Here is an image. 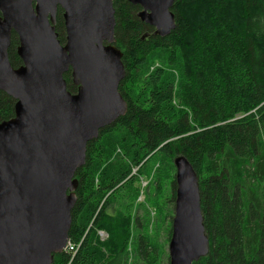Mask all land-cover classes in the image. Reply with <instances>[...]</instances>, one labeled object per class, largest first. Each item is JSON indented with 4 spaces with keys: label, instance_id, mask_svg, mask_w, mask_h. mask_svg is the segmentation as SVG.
Instances as JSON below:
<instances>
[{
    "label": "trees",
    "instance_id": "obj_1",
    "mask_svg": "<svg viewBox=\"0 0 264 264\" xmlns=\"http://www.w3.org/2000/svg\"><path fill=\"white\" fill-rule=\"evenodd\" d=\"M112 3L126 68L119 91L128 108L87 142L69 230L71 241L82 240L70 262L62 252L52 264H123L138 179L158 163L146 185L157 206L178 154L197 172L209 238L207 254L192 264H264V0H174L176 25L165 36L139 19V5ZM62 12L58 7L56 31L63 43ZM17 45L12 33L14 67L21 64ZM63 76L75 92L70 70ZM14 103L0 90V121L14 115ZM169 185L173 201V177ZM140 206L146 227L147 206ZM145 234L137 251L149 261L157 248Z\"/></svg>",
    "mask_w": 264,
    "mask_h": 264
},
{
    "label": "water",
    "instance_id": "obj_2",
    "mask_svg": "<svg viewBox=\"0 0 264 264\" xmlns=\"http://www.w3.org/2000/svg\"><path fill=\"white\" fill-rule=\"evenodd\" d=\"M128 1L139 5L137 16L154 35L175 28L174 0ZM112 2L0 0V90L15 99L14 115L0 121V264H52L64 252L77 200L75 173L85 164L87 142L127 111ZM12 33L21 59L16 67L8 56ZM68 70L75 92L67 89ZM173 163L169 264H192L209 248L198 175L182 154Z\"/></svg>",
    "mask_w": 264,
    "mask_h": 264
},
{
    "label": "rangeland",
    "instance_id": "obj_3",
    "mask_svg": "<svg viewBox=\"0 0 264 264\" xmlns=\"http://www.w3.org/2000/svg\"><path fill=\"white\" fill-rule=\"evenodd\" d=\"M174 164V163H173ZM158 166V163L151 169V174L147 176L143 174V176L138 179V186L140 187V192L135 201L132 200V203L129 207V216L130 220V239L127 243L124 252V261L123 264H169V256H168V243L171 236V222L174 213V200L170 201V185L169 180L171 177L175 179V166L174 168H170L169 177L163 184L162 187V195L164 196V200L161 199L156 200L157 206L155 204L152 205L151 201L153 199L148 200V195L155 194V190H148L146 194V185L153 178V174L155 173V168ZM136 168H133L132 172H135ZM150 178V180H149ZM129 198L126 197L124 202L127 203ZM138 202H143L141 204L146 203L147 206V225L142 226L139 223L140 215L144 213V209L141 204ZM155 205V206H154ZM100 230V229H99ZM146 233L150 237V241L154 247L157 248L155 253H152L149 257L150 260H146L145 256L138 253V237L142 234ZM108 233L104 230L102 231V240L106 239ZM100 238V237H99ZM101 239V238H100ZM148 247V246H147ZM150 247V246H149ZM151 250V247H150Z\"/></svg>",
    "mask_w": 264,
    "mask_h": 264
},
{
    "label": "built area",
    "instance_id": "obj_4",
    "mask_svg": "<svg viewBox=\"0 0 264 264\" xmlns=\"http://www.w3.org/2000/svg\"><path fill=\"white\" fill-rule=\"evenodd\" d=\"M102 231L104 232V230H98V235L99 237L102 239ZM82 240V239H81ZM81 240L79 242H73L71 241L69 238L67 240V243L64 247V252L70 254V259L69 262L72 260L73 256L75 255L76 251L78 250V247L81 243ZM68 262V263H69Z\"/></svg>",
    "mask_w": 264,
    "mask_h": 264
}]
</instances>
